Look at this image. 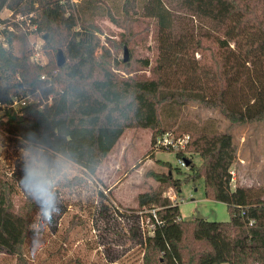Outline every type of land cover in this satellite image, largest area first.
<instances>
[{
  "label": "trees",
  "instance_id": "1",
  "mask_svg": "<svg viewBox=\"0 0 264 264\" xmlns=\"http://www.w3.org/2000/svg\"><path fill=\"white\" fill-rule=\"evenodd\" d=\"M5 6L36 13L48 64L31 61L24 34L13 36L16 49L0 45V101L19 94L22 84L53 93V102L43 109L27 107L21 115L7 112L0 128L82 170V176L58 188L85 183L126 131L147 129L146 157L173 152L187 161L189 171L182 179L169 162H159L166 171L147 172L157 185L138 195L136 210L151 224L155 211L161 224L146 238L139 224L129 230L128 237L142 247V264H264V186H233L237 145L232 133L180 134L164 123L167 109L180 112L190 103L217 110L233 124L264 118V0H143L141 6L139 0H123L120 13L107 0H0V10ZM102 8L118 29L119 40H109L114 55L102 45L98 21L83 14ZM178 15L210 27L180 30ZM149 40L152 47L146 48L153 56L137 54L138 44ZM59 50L67 60L63 67L56 64ZM126 50L128 59H119ZM44 73L53 77L51 86L40 80ZM16 76L22 83L14 81ZM168 133L188 135L184 148L158 146ZM200 179L207 199L227 205L229 221L182 218L167 191L180 196L185 182L196 187ZM40 210L24 191L18 194L11 177L0 175V253L15 256L16 264H31L25 248Z\"/></svg>",
  "mask_w": 264,
  "mask_h": 264
},
{
  "label": "rangeland",
  "instance_id": "2",
  "mask_svg": "<svg viewBox=\"0 0 264 264\" xmlns=\"http://www.w3.org/2000/svg\"><path fill=\"white\" fill-rule=\"evenodd\" d=\"M115 13L121 12L123 0H107ZM171 1V0H167ZM140 6L143 0H139ZM84 8V7H83ZM106 10L83 14L96 19L103 28L100 34L102 45L112 55L114 49L109 40H119L117 28L103 15ZM104 17H101V16ZM181 30L192 27H210L205 21H197L184 15H178ZM98 19V20H97ZM152 42L138 44L137 54L152 57L148 51ZM129 57L126 50L117 57ZM145 72V71H144ZM148 73V72H147ZM175 122V123H174ZM164 123L174 133L228 131L232 133L237 145V161L232 167L233 186H264V118L245 124H233L217 110L190 103L182 111H165ZM173 126L170 127V124ZM27 149V151H25ZM151 149V131L147 129L128 130L119 140L109 157L104 161L94 177L74 188H58L60 205L57 209L41 217V211L32 225L33 235L26 244L25 252L31 264H142V247L128 237L133 225L139 224L147 232L151 223L142 218L137 208L140 193L156 186L153 177L147 176L149 170L166 171L169 162L174 168V176L184 178L189 169L181 167L175 153L158 151L155 158L146 157ZM37 157L47 164L66 162L58 156H50L43 149L22 140L9 137L0 129V175L6 174L16 182L19 195L23 194L18 180L23 161ZM195 162L199 158L195 157ZM74 173L70 179L82 176V170L67 162ZM185 174L179 175L176 169ZM167 194L176 195L179 200L181 216L184 220L197 218L198 215L208 221L226 222L230 216L227 205L207 199L204 182H185L178 196L173 189ZM130 211L126 213L124 211ZM123 211V213L121 212ZM0 264H16L12 255L0 253Z\"/></svg>",
  "mask_w": 264,
  "mask_h": 264
},
{
  "label": "built area",
  "instance_id": "3",
  "mask_svg": "<svg viewBox=\"0 0 264 264\" xmlns=\"http://www.w3.org/2000/svg\"><path fill=\"white\" fill-rule=\"evenodd\" d=\"M18 34H24L28 39L31 61L40 67L46 66L48 64V57L44 49L46 38L44 33L39 28L36 13L34 11H14L5 6L0 10V45L6 49L10 48L11 46H13V49H16L17 42L13 36ZM54 75H56V72H54ZM40 80L48 86H51L53 83V77L45 73L40 76ZM14 81L22 83V80L19 76H16ZM20 88V93L12 95L7 103L0 101L1 120H7L8 116L5 115L7 112H13L15 114L21 115L23 110L27 107L36 106L39 109H43L45 106L50 105L53 102V93L45 94L43 88H26L22 84ZM188 139V135H185L182 138H175L171 133H168L163 138L158 139V146L173 150H177L179 148L183 149ZM178 161L181 167H187L188 164L186 160L180 159ZM167 195L173 203H179L176 195ZM152 213L155 218V223L151 224V228L148 231V236L153 235L155 224H161V222L157 219L155 211H152ZM140 215L142 218L141 224L143 229L144 220L141 212ZM147 223L150 225V218L147 219ZM143 236L144 238L147 236L144 230Z\"/></svg>",
  "mask_w": 264,
  "mask_h": 264
},
{
  "label": "clouds",
  "instance_id": "4",
  "mask_svg": "<svg viewBox=\"0 0 264 264\" xmlns=\"http://www.w3.org/2000/svg\"><path fill=\"white\" fill-rule=\"evenodd\" d=\"M20 171L22 175L18 183L32 202L42 210V218L59 207L58 184L70 179L74 173V169L67 162L52 165L37 157L24 160Z\"/></svg>",
  "mask_w": 264,
  "mask_h": 264
},
{
  "label": "water",
  "instance_id": "5",
  "mask_svg": "<svg viewBox=\"0 0 264 264\" xmlns=\"http://www.w3.org/2000/svg\"><path fill=\"white\" fill-rule=\"evenodd\" d=\"M46 38V37H45ZM128 59V57H127V55H126V57H125V60H127ZM66 58H65V56H64V53H63V51L62 50H59L58 52H57V54H56V64H57V66L58 67H63L65 64H66ZM197 219H205V217H203V216H201V215H198L197 216Z\"/></svg>",
  "mask_w": 264,
  "mask_h": 264
}]
</instances>
